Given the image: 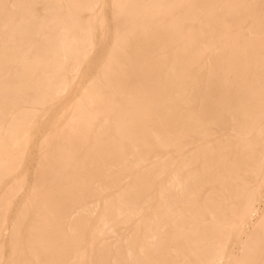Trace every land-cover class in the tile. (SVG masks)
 <instances>
[{
	"label": "bare ground",
	"instance_id": "bare-ground-1",
	"mask_svg": "<svg viewBox=\"0 0 264 264\" xmlns=\"http://www.w3.org/2000/svg\"><path fill=\"white\" fill-rule=\"evenodd\" d=\"M264 264V0H0V264Z\"/></svg>",
	"mask_w": 264,
	"mask_h": 264
},
{
	"label": "rangeland",
	"instance_id": "rangeland-1",
	"mask_svg": "<svg viewBox=\"0 0 264 264\" xmlns=\"http://www.w3.org/2000/svg\"><path fill=\"white\" fill-rule=\"evenodd\" d=\"M221 264H226L225 260H222V261H221Z\"/></svg>",
	"mask_w": 264,
	"mask_h": 264
}]
</instances>
